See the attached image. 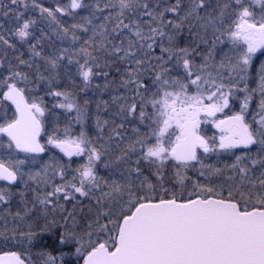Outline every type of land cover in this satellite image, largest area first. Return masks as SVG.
Instances as JSON below:
<instances>
[{
    "label": "snow or ice",
    "instance_id": "snow-or-ice-1",
    "mask_svg": "<svg viewBox=\"0 0 264 264\" xmlns=\"http://www.w3.org/2000/svg\"><path fill=\"white\" fill-rule=\"evenodd\" d=\"M0 17V264H264V0Z\"/></svg>",
    "mask_w": 264,
    "mask_h": 264
},
{
    "label": "rangeland",
    "instance_id": "rangeland-1",
    "mask_svg": "<svg viewBox=\"0 0 264 264\" xmlns=\"http://www.w3.org/2000/svg\"><path fill=\"white\" fill-rule=\"evenodd\" d=\"M1 18L2 19H0V22H4L6 24V22L4 21V18L3 17H1ZM6 26H7V24H6ZM57 43H59V42L57 41ZM260 59H264V56H261ZM258 62H259V60L256 61V63H258ZM65 82H67V81H64V83ZM40 94L42 95L43 93H40ZM45 100H46V102L50 106V104H51V98L45 97ZM205 128H206L207 132H209V135H211L215 131L214 129L211 128L210 125L209 126H205ZM45 158H47V157H45ZM65 260L66 261H69L70 260L72 262V264H75V259L73 257H65Z\"/></svg>",
    "mask_w": 264,
    "mask_h": 264
},
{
    "label": "flooded vegetation",
    "instance_id": "flooded-vegetation-1",
    "mask_svg": "<svg viewBox=\"0 0 264 264\" xmlns=\"http://www.w3.org/2000/svg\"><path fill=\"white\" fill-rule=\"evenodd\" d=\"M41 2L42 3H45L46 5H51V6H55V0H41ZM0 19H2L1 17H0ZM64 19H66V20H69V18H64ZM81 35H83V34H81ZM260 55H258V57H259ZM89 95H91V93H89ZM104 99H107L108 97H107V95H105L104 97H103ZM93 110L95 109V105L93 104V105H91L90 106ZM236 107L238 108V105H236ZM103 115V117L104 118H107V114L105 113V115L103 114V112L101 113V116ZM212 133V132H211ZM208 134H209V132H208ZM73 161H74V163H73V166L75 167L76 166V164H75V162H78V158H73Z\"/></svg>",
    "mask_w": 264,
    "mask_h": 264
},
{
    "label": "trees",
    "instance_id": "trees-1",
    "mask_svg": "<svg viewBox=\"0 0 264 264\" xmlns=\"http://www.w3.org/2000/svg\"><path fill=\"white\" fill-rule=\"evenodd\" d=\"M260 57H261V56H259V59H260ZM65 83H67V82H65ZM103 114L105 115V113H103ZM102 117H103V115H102ZM45 157H46V156H45Z\"/></svg>",
    "mask_w": 264,
    "mask_h": 264
},
{
    "label": "water",
    "instance_id": "water-1",
    "mask_svg": "<svg viewBox=\"0 0 264 264\" xmlns=\"http://www.w3.org/2000/svg\"><path fill=\"white\" fill-rule=\"evenodd\" d=\"M257 55H260L259 53Z\"/></svg>",
    "mask_w": 264,
    "mask_h": 264
}]
</instances>
